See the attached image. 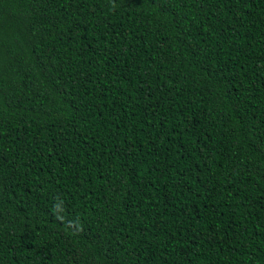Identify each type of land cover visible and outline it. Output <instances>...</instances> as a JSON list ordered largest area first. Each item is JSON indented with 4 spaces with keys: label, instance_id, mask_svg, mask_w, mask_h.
Returning a JSON list of instances; mask_svg holds the SVG:
<instances>
[{
    "label": "trees",
    "instance_id": "16d2710c",
    "mask_svg": "<svg viewBox=\"0 0 264 264\" xmlns=\"http://www.w3.org/2000/svg\"><path fill=\"white\" fill-rule=\"evenodd\" d=\"M0 264H264V0H0Z\"/></svg>",
    "mask_w": 264,
    "mask_h": 264
}]
</instances>
